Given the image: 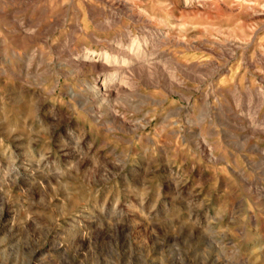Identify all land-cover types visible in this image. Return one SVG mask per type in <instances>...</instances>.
<instances>
[{
    "label": "rangeland",
    "instance_id": "obj_1",
    "mask_svg": "<svg viewBox=\"0 0 264 264\" xmlns=\"http://www.w3.org/2000/svg\"><path fill=\"white\" fill-rule=\"evenodd\" d=\"M0 264H264V0H0Z\"/></svg>",
    "mask_w": 264,
    "mask_h": 264
},
{
    "label": "bare ground",
    "instance_id": "obj_2",
    "mask_svg": "<svg viewBox=\"0 0 264 264\" xmlns=\"http://www.w3.org/2000/svg\"><path fill=\"white\" fill-rule=\"evenodd\" d=\"M133 17H135V16H133ZM140 19V18H139ZM164 35V34H163ZM165 36V35H164ZM115 53L114 54H111L113 57H115L116 58V56H118L119 57V59L121 58L122 59V61H123V64H125V65H121V66H119V67H116V69H117V72H118V74L120 75V76H122V77H126V75L128 76L131 72H133V71H135V70H139V71H141V73H143V74H145V66H147V65H145V66H143V68H138V67H136V65H141V61H140V59L138 58V56H136V55H132V54H124L122 51H121V49L120 50H115V49H112ZM154 50V49H153ZM112 52V51H111ZM122 55H124V57H121ZM109 57V56H108ZM105 58H106V56H105ZM121 61V60H120ZM121 61V62H122ZM81 64V63H80ZM140 67V66H139ZM151 69H153V68H151ZM154 70V69H153ZM156 70V69H155ZM148 71H149V69H148ZM133 74V73H132ZM131 74V75H132ZM141 75V74H140ZM125 79V78H124ZM106 82V81H105ZM99 83V82H98ZM104 86V87H103ZM102 87H100V88H98V87H96L95 85H93L92 86V89H94L95 90V92L97 93V95L99 96V97H101V99H104L106 96H107V94H109V91L107 90V89H105V87H107V84H105V85H103Z\"/></svg>",
    "mask_w": 264,
    "mask_h": 264
}]
</instances>
